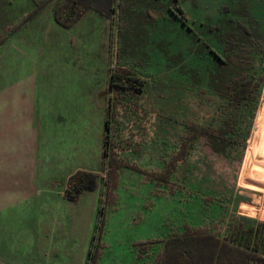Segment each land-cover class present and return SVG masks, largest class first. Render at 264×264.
<instances>
[{"label":"rangeland","instance_id":"1","mask_svg":"<svg viewBox=\"0 0 264 264\" xmlns=\"http://www.w3.org/2000/svg\"><path fill=\"white\" fill-rule=\"evenodd\" d=\"M125 1L133 10L127 16L131 28L114 39L112 60L109 22L98 13L90 12L75 27L65 29L53 19L57 5L47 0H0V37L5 28L6 33L12 32L0 46V236H9V243L15 242L12 234L24 225L21 211L26 203L24 191L11 194V190L28 186L31 177L37 176L33 168L37 160L53 166L54 161L70 156L73 169L96 167L106 136L101 113L110 102L113 70L125 67L145 81L140 108L123 102L116 126L121 138L130 140L131 136L135 146L144 148L143 157L147 160L149 156L144 164L153 170L160 169L176 148L187 117L198 111L200 118L215 119L212 108H199L196 96L198 88L210 87L214 57H204L197 43L188 46L189 37L181 35L171 20L161 22L162 12L152 9V0ZM181 2L190 25L193 20L202 22L207 32L210 25H222L229 19L250 22L264 41V0ZM37 4H43V10L34 14ZM145 8L151 9L154 19L145 18ZM20 22L21 27L13 30ZM215 34L210 31L208 40L198 32L202 42L206 40L208 45L212 41L209 48L219 52L220 32ZM254 63L264 71V61ZM263 104L264 88L245 148L240 145L227 154H216L200 143L177 176L180 184L226 202L229 217L252 223L264 220L237 210L258 213L264 200V193L242 186L247 154L252 148L264 150V140L255 133L263 127L257 123L264 117ZM146 122L145 127L140 125ZM258 154L253 153L257 159ZM132 155V151L126 153L131 162ZM126 178L125 209L119 215L110 212L101 231L103 264H131L135 258L131 245L161 235L169 219L179 222L187 218L199 225L220 211L217 206L205 207L198 198L181 204L180 195L173 199L149 195L152 186L140 185L129 171ZM91 206L89 193L77 207L82 213L77 216L76 246L69 264L84 261ZM53 261L63 263L65 257L59 252Z\"/></svg>","mask_w":264,"mask_h":264},{"label":"trees","instance_id":"2","mask_svg":"<svg viewBox=\"0 0 264 264\" xmlns=\"http://www.w3.org/2000/svg\"><path fill=\"white\" fill-rule=\"evenodd\" d=\"M54 1L56 0H47L49 3ZM152 2V9L162 12L161 22L171 20L173 27L181 35L189 37L188 46L197 43L202 48L204 57H214L215 65L209 70L212 75L210 87L198 88L196 96L199 108H212L216 116L215 119H203L195 111L187 117L182 122L183 129L176 148L168 156L162 170L143 173L153 186L152 196L173 199L180 195L181 204L198 198L205 207L217 206L220 211L218 216L205 219L199 225L187 218L179 222L169 219L164 223L161 235L132 245L135 258L131 264H264V223L248 222L239 216L229 217L226 202L222 203L216 197L203 196L177 180L180 169L188 164L200 143H205L216 154H227L240 145L246 147L264 88V71L256 68L254 63L264 61V41L259 38L255 26L250 22L229 19L228 23L222 25H210L206 32L202 22L193 20L192 25L189 24L190 18L186 15L181 0ZM145 9V18L147 16L154 19L151 9ZM41 10L43 4H37L34 14ZM132 11L125 0H60L54 9L53 19L60 27L71 29L90 12L98 13L109 22V56L113 60L114 39L118 35L123 36L131 28L127 16H132ZM21 25L22 22L13 30L19 29ZM6 31L8 28H5L0 37V46L5 36L12 33L11 30L8 33ZM199 31L208 40L210 31L216 34L220 32V53L209 48L212 41L208 45L206 40L202 42ZM246 48L248 50L243 53ZM109 79L111 98L106 108L103 153L106 162L100 168L107 173L106 192L105 197L99 201L98 219L86 264H103L105 253L102 249L105 246L100 243L101 231L109 213L118 210V189L124 170L142 172L120 157V151L133 147V143L131 136L130 140L120 137L116 125L118 108L123 102H131L136 108H140L144 82L125 67L113 70ZM100 177L97 173L78 171L68 179L65 197L71 202H78L85 192L98 189ZM237 212L253 217L260 215L264 220V200L258 213H249L244 209H238Z\"/></svg>","mask_w":264,"mask_h":264},{"label":"crops","instance_id":"3","mask_svg":"<svg viewBox=\"0 0 264 264\" xmlns=\"http://www.w3.org/2000/svg\"><path fill=\"white\" fill-rule=\"evenodd\" d=\"M60 0L52 2L53 5H58ZM145 84V81H143ZM109 90V89H108ZM144 91V85H143ZM143 91L141 94H143ZM108 107V106H107ZM101 108V106H100ZM264 114V113H262ZM105 116L106 110L101 113V117L104 123L105 129ZM118 116V113H117ZM259 118V117H258ZM263 127L260 131L256 130L255 133L260 140H264V124L257 122ZM146 123L140 124L145 127ZM106 131V129H105ZM138 130L137 132L139 133ZM137 132L133 133L132 137L136 136ZM132 138V139H133ZM145 143V140H142ZM104 146L98 156L97 165L93 169L80 167L72 168L70 156L63 157L58 163L54 161V165L51 166L45 161L37 160V164L34 165V169L38 172L36 177H31V181L28 186H14L11 190V194H17L19 191H24L26 193L24 200L25 206H23L21 211V221L24 220V225L20 230L15 231L12 236L15 237V242L9 243L8 240L12 241L9 236L3 238L0 236V263L1 264H69L71 262V251L75 249L76 246V233H77V216L82 211H77V207L82 204L87 195L90 193L92 206L90 208V221L89 226L91 228L90 236L86 240V244L83 249L87 250L84 254V261L81 264H86L87 254L90 248L91 240L94 234V227L98 219V209L99 201L101 198L105 197L106 192V170H101V164L106 160L104 158ZM128 151H132L133 159L132 162L126 156ZM259 153V158L253 155L254 152ZM144 148L140 146L133 147L120 151V157L132 163L137 170L125 169L122 180L120 183V188L118 189V210L116 214L119 215L121 211L125 209V193L126 188H124L125 182H127L126 174L133 173L136 179L139 181L140 185H150L148 179L145 177L143 172H156L161 171L165 161H163L162 167L158 170H153L149 166L145 165L147 160L143 157ZM150 152V151H149ZM141 154V155H140ZM139 155V156H138ZM246 166L243 169V184L242 186L249 188L254 191H259L264 193V150L252 148V150L247 154ZM148 167V168H147ZM53 169V171L51 170ZM71 168V169H70ZM44 170H48V173ZM30 171H33L31 168ZM78 171L97 173L100 177V185L96 191L85 192L78 202H71L65 197L67 189L68 179L77 173ZM63 172V175L61 174ZM14 174V173H12ZM153 191V186L149 190V195ZM6 193V192H5ZM32 215V216H30ZM49 225L50 229L46 230L45 225ZM93 227V229H92ZM44 231H42V230ZM12 233V232H11ZM14 241V240H13ZM132 250V245H131ZM56 252L54 255H52ZM61 252L65 261L63 263L53 261V256ZM64 252V253H63ZM86 255V258H85ZM134 259V258H133Z\"/></svg>","mask_w":264,"mask_h":264},{"label":"bare ground","instance_id":"4","mask_svg":"<svg viewBox=\"0 0 264 264\" xmlns=\"http://www.w3.org/2000/svg\"><path fill=\"white\" fill-rule=\"evenodd\" d=\"M262 113H264V104H263V108H262ZM259 122L264 124V117H260Z\"/></svg>","mask_w":264,"mask_h":264}]
</instances>
